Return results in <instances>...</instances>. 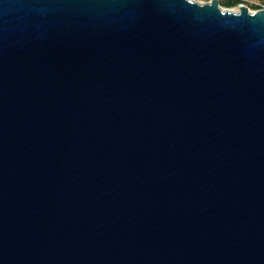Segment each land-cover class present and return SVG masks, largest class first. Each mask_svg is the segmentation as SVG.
Returning a JSON list of instances; mask_svg holds the SVG:
<instances>
[{"label": "water", "instance_id": "1", "mask_svg": "<svg viewBox=\"0 0 264 264\" xmlns=\"http://www.w3.org/2000/svg\"><path fill=\"white\" fill-rule=\"evenodd\" d=\"M0 264H264V8L0 0Z\"/></svg>", "mask_w": 264, "mask_h": 264}, {"label": "rangeland", "instance_id": "2", "mask_svg": "<svg viewBox=\"0 0 264 264\" xmlns=\"http://www.w3.org/2000/svg\"><path fill=\"white\" fill-rule=\"evenodd\" d=\"M199 2H207L210 0H197ZM245 4L250 11H257L264 8V0H220V5L224 10L237 9L239 11V5Z\"/></svg>", "mask_w": 264, "mask_h": 264}, {"label": "bare ground", "instance_id": "3", "mask_svg": "<svg viewBox=\"0 0 264 264\" xmlns=\"http://www.w3.org/2000/svg\"><path fill=\"white\" fill-rule=\"evenodd\" d=\"M233 11H237V9L235 8V9H232Z\"/></svg>", "mask_w": 264, "mask_h": 264}]
</instances>
